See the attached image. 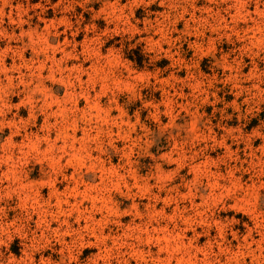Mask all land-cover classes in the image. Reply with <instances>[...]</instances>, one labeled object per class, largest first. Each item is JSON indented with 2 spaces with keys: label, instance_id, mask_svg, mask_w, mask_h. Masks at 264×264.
Listing matches in <instances>:
<instances>
[{
  "label": "rangeland",
  "instance_id": "obj_1",
  "mask_svg": "<svg viewBox=\"0 0 264 264\" xmlns=\"http://www.w3.org/2000/svg\"><path fill=\"white\" fill-rule=\"evenodd\" d=\"M0 264H264V0H0Z\"/></svg>",
  "mask_w": 264,
  "mask_h": 264
}]
</instances>
